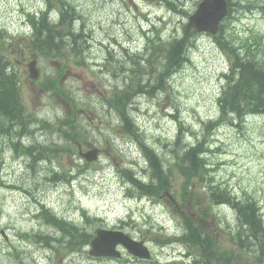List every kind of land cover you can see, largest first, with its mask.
<instances>
[{
    "label": "rangeland",
    "instance_id": "374dc122",
    "mask_svg": "<svg viewBox=\"0 0 264 264\" xmlns=\"http://www.w3.org/2000/svg\"><path fill=\"white\" fill-rule=\"evenodd\" d=\"M173 1L188 14H175L162 2L150 3L149 0H73L83 16L81 23L86 29L83 54L71 56L66 48L69 55L63 53L55 63L51 61V66L44 60L42 66L48 76L60 75L61 91L77 103L80 112L77 124L87 136L82 140L85 149L99 148L101 156L92 163V168H87L78 152L69 151L73 145L61 135H38L46 143L56 142L52 147L59 148L60 152L48 153L41 172L43 178L50 177L51 181L46 178L40 191L29 197L7 186L26 182L29 174L26 175L28 171L22 162L15 161L12 150L9 147L4 149L1 156L6 157L7 163L0 173V264L130 262L128 254L122 261L94 258L88 255L89 247L85 251L69 253L65 248L47 247L27 238L26 234L61 237L55 228L36 217L40 210L37 201L92 234L97 228L123 227V231L138 239L146 237L152 251L151 262L148 263L172 264L180 250H187L186 246L181 243L163 246L149 237L163 240L167 236L181 235V219L172 216L177 213L176 208L166 198H143L145 193L135 187L125 174L126 169L134 168L142 175L140 140L158 152L168 172L171 165L180 163L177 155H182V145L185 147L206 139L204 147L208 149L206 159L211 164V177L218 183L222 182L236 197L253 195L264 210V115L250 116L237 126L222 122L216 129H207L209 122L220 115L219 95L224 83L222 71L228 69V57L211 35L198 34L194 38V47L187 56L190 61L185 60L180 68H172L176 73L164 86L166 91L155 93L154 98L137 93L130 103L125 106L123 103L139 125L138 139L135 136L123 137L115 128L118 115L107 104L109 88L122 86L126 79L124 68L131 70L133 61L146 56L136 55L147 52L144 47L150 42L147 38L154 23L166 42L173 36H182L189 16L196 11L200 0ZM43 10L42 0H0V29L6 28L15 36L16 42L28 33L27 12L39 14ZM234 16L233 20L225 22V34L239 38L237 45H241V40L253 41V38L261 36L264 41V11L234 7ZM28 53L25 52V56ZM150 53L151 50L147 56ZM84 58L86 63L82 65L80 62ZM139 68L141 79H148L145 66ZM156 69L162 71L163 67L157 66ZM18 70L28 84L24 93L25 103L38 117L55 124L64 117L67 109L72 111V104L67 102L71 100L54 90L41 91V88L27 82L26 69ZM181 126L184 127L182 133ZM178 136L180 147L175 144ZM73 167L79 169L73 179L61 180L56 176L58 171H68ZM32 177L38 183L41 176L35 178L32 173ZM184 183V178L174 168L169 174L172 194L181 191ZM197 190L198 186L194 184L192 191ZM159 200L168 203L169 208L154 203ZM82 209L89 221L82 216ZM210 212L206 221L201 220V226L209 236L215 234L224 246L234 248L230 241L239 227L236 210L219 204V207L214 205ZM190 249L191 253L194 252L193 248ZM250 252L246 255L248 258ZM253 262L252 254L247 263Z\"/></svg>",
    "mask_w": 264,
    "mask_h": 264
},
{
    "label": "trees",
    "instance_id": "16d2710c",
    "mask_svg": "<svg viewBox=\"0 0 264 264\" xmlns=\"http://www.w3.org/2000/svg\"><path fill=\"white\" fill-rule=\"evenodd\" d=\"M45 2L49 10L56 8L59 11L62 21L59 26L50 24L47 20L50 14L46 11L40 13V18L37 21L31 18L34 25H39L37 28V47H42L47 51L51 48L62 50L66 47L76 54H80V36L75 33V29L72 27L73 19H78L76 11L77 6L73 4V0H45ZM0 31H2V29H0ZM185 32L188 35L191 34V31L185 30ZM3 35L4 34H0V37ZM170 45L171 49L168 56L170 65L172 68L180 67L183 62L182 60H185L186 42L173 41ZM245 46L250 59L243 64H239L236 73L233 70L232 74L226 77V84L223 87L220 98L221 121L228 116L242 119L246 115L264 112V46L261 42H256L254 49L250 44ZM5 50V43L0 40V111L10 114H4L0 117L2 123L0 126L2 128L10 122L13 116L15 118L16 115H19L21 111V100L15 85V80L10 72L6 70L9 60ZM217 124H219V122H217ZM201 150L202 143H199L194 148L186 149L183 160L193 162L194 164H196L197 161L204 163L205 160L199 158ZM45 152H47L46 149ZM156 178L162 181L163 175L159 173ZM148 190L152 192L150 188H148ZM223 195H220L219 200H222L224 197V200L230 201L229 198L226 199V196ZM238 209L240 215L243 217L242 221H244L246 225H249L247 233L248 238L252 239L253 245L250 244L256 247L253 250L258 259L262 260L264 259V229L256 217V204L248 201L246 204H240ZM62 231L71 234L73 237H78V234L76 235V228L73 226L69 228L62 227ZM243 233H245L243 230L238 232L236 241L239 246L244 249L248 247L249 243L248 239L242 236ZM80 237L81 236H79L78 239H80ZM215 246L218 251L213 250ZM213 248L209 249L208 246L205 248L206 252H210L205 257L207 260L213 261L218 255L219 257L227 259V261H231L234 252L232 249L223 246H219L218 248L217 244H214ZM235 258L238 260L237 264H246V257L244 254L242 257L236 255Z\"/></svg>",
    "mask_w": 264,
    "mask_h": 264
},
{
    "label": "water",
    "instance_id": "95a60500",
    "mask_svg": "<svg viewBox=\"0 0 264 264\" xmlns=\"http://www.w3.org/2000/svg\"><path fill=\"white\" fill-rule=\"evenodd\" d=\"M224 0H205L198 14L192 19V24L201 29L217 30V22L226 14Z\"/></svg>",
    "mask_w": 264,
    "mask_h": 264
},
{
    "label": "bare ground",
    "instance_id": "6f19581e",
    "mask_svg": "<svg viewBox=\"0 0 264 264\" xmlns=\"http://www.w3.org/2000/svg\"><path fill=\"white\" fill-rule=\"evenodd\" d=\"M49 8H47V6L45 5V10H43V11H41V12H48L50 15L54 12V9H51V10H49ZM40 12V13H41ZM40 13L39 14H33L34 16H39L40 15ZM185 30H187V31H190V29L186 26V28H185ZM185 30H184V35H188L186 32H185ZM148 46H151V44H150V42H148L147 43V45L145 46V47H148ZM222 47H223V50L226 52V53H229L230 55H233V56H237V55H241L243 58H248V56H246L245 54H242L240 51H239V49L236 47V46H234V44H231L229 41H226V42H222ZM45 51H47V50H45ZM183 62H185V60H182ZM182 62V63H183ZM182 65V64H181ZM181 65H180V67H181ZM179 67V68H180ZM171 68H172V66H171ZM127 102H124V106H125V104H126ZM31 193V192H30Z\"/></svg>",
    "mask_w": 264,
    "mask_h": 264
}]
</instances>
